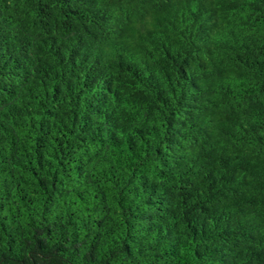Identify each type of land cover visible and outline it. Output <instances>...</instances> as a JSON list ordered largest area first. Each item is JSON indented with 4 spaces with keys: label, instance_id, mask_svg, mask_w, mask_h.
I'll return each mask as SVG.
<instances>
[{
    "label": "trees",
    "instance_id": "1",
    "mask_svg": "<svg viewBox=\"0 0 264 264\" xmlns=\"http://www.w3.org/2000/svg\"><path fill=\"white\" fill-rule=\"evenodd\" d=\"M0 264H264V0H0Z\"/></svg>",
    "mask_w": 264,
    "mask_h": 264
}]
</instances>
